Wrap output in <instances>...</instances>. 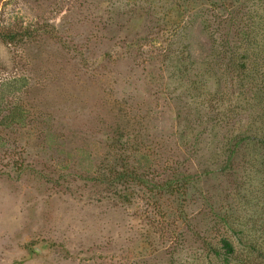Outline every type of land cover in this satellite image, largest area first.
I'll use <instances>...</instances> for the list:
<instances>
[{
  "label": "rangeland",
  "instance_id": "1",
  "mask_svg": "<svg viewBox=\"0 0 264 264\" xmlns=\"http://www.w3.org/2000/svg\"><path fill=\"white\" fill-rule=\"evenodd\" d=\"M235 1L0 0V32L38 34L0 40V125L18 108L26 116L15 148L22 170L7 162L0 176V264H206L191 239L208 225L209 204L262 216L264 152L255 162L245 147L236 178L220 175L240 128L264 138V105L246 111L238 99L260 77L198 79L213 43L222 55L226 43L246 52L222 17L238 9L248 29L258 2ZM193 80L204 96L191 93ZM182 159L210 173L189 188L184 217L172 197L131 190L123 199L120 186L96 182L125 161L159 181Z\"/></svg>",
  "mask_w": 264,
  "mask_h": 264
},
{
  "label": "trees",
  "instance_id": "2",
  "mask_svg": "<svg viewBox=\"0 0 264 264\" xmlns=\"http://www.w3.org/2000/svg\"><path fill=\"white\" fill-rule=\"evenodd\" d=\"M235 2L238 6L241 5L239 0ZM257 2V12L254 11L249 16L247 13L245 14L248 29L245 27V23L242 29L240 28L242 23L238 20V9L234 13L237 14L236 17H233L231 12L222 17L223 23L229 26L232 33H235L236 38H242L241 40L247 45L246 52L238 54L235 51L236 49L231 50V47L228 46L230 43H226L222 55V53L216 52L217 46L215 47L213 43L211 47L214 54L204 63L206 73L200 75V77L199 75L195 76V80L198 77V79H203L205 75L211 72L213 77L214 75L230 76L236 74L239 78L245 80L246 78L249 79V73H256L260 80L258 83H254L255 94L251 95L244 92L238 95V99L248 106V109H245L246 111L253 109L258 102L259 105H264V0H257ZM37 35L35 31L17 32L9 30L8 32H0V40L6 44H17L23 39L35 41ZM187 51L188 59H191L190 66H198L200 63L197 60H192L194 56L189 49ZM220 56L223 59L219 60ZM186 63L188 62L184 60L180 62L183 65V69H179L181 74L189 71ZM196 71L200 72L198 69ZM195 80L189 83V89L191 93L194 92L196 98H200L204 96L201 92L204 85L199 86L201 82ZM218 95L219 93L213 95L214 101L218 99L221 103L231 102L232 97H227L224 94ZM7 119L11 121V124L2 123L0 125V176L8 175L4 172V169H7V162L13 168L19 170H22L19 163L24 162L15 153L19 132L26 129L24 128L26 126L24 111L22 108H18L6 116ZM246 127L251 126L244 125L240 128L238 135L233 137L232 141L227 144V160L220 171L221 176L236 178L237 169L240 166L243 168L247 162L248 150L253 155L252 158L255 162L258 158L261 159L264 152V138L253 137L249 132L252 129ZM243 147H248V150L247 148L242 149ZM186 162H188V159H182L174 165L164 168L163 177L159 181H154L152 176L129 166V162L125 161L121 164L120 170L112 167L110 168L111 171L106 173L104 181L99 180L96 182L103 186L113 185L115 188L120 186L121 189H124L119 192L123 199L135 195L131 190L139 193L143 196V199L156 196L172 197L178 202L177 212H180V217H184V211L187 208L186 202L190 200V197H187L189 188L195 187L196 183L200 184L201 178L205 177L207 179V176H210L208 171L203 174L192 172L186 167ZM255 162H252V166H255ZM263 164L264 161L261 165ZM261 184H264L263 180ZM250 193L251 202L254 192L251 191ZM211 198L209 193H205L203 197L208 201ZM208 208L210 209L207 214L210 218L208 225L205 228L197 226L194 229V238L191 239L199 249L203 250L206 264H264V207L261 212L262 216L254 207V209H250L252 214L246 213L244 209L241 215H237L238 213L232 209V205L225 207L224 205L209 204Z\"/></svg>",
  "mask_w": 264,
  "mask_h": 264
}]
</instances>
